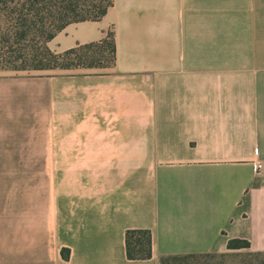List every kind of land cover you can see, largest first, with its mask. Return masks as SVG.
Listing matches in <instances>:
<instances>
[{
	"label": "crops",
	"instance_id": "1",
	"mask_svg": "<svg viewBox=\"0 0 264 264\" xmlns=\"http://www.w3.org/2000/svg\"><path fill=\"white\" fill-rule=\"evenodd\" d=\"M108 30L109 68L0 75V264L264 252V0H111L47 47Z\"/></svg>",
	"mask_w": 264,
	"mask_h": 264
},
{
	"label": "trees",
	"instance_id": "2",
	"mask_svg": "<svg viewBox=\"0 0 264 264\" xmlns=\"http://www.w3.org/2000/svg\"><path fill=\"white\" fill-rule=\"evenodd\" d=\"M111 0H0V71H66L109 68L114 63L113 32L98 41L54 53L47 43L71 23L99 21ZM151 238L147 230L124 232V253L128 260L150 257ZM226 253L250 251L245 240L230 239ZM252 252V251H250ZM259 256L264 252H252ZM62 259L67 250L60 251ZM250 254V253H249ZM216 254H188L160 257L158 264H197Z\"/></svg>",
	"mask_w": 264,
	"mask_h": 264
},
{
	"label": "rangeland",
	"instance_id": "3",
	"mask_svg": "<svg viewBox=\"0 0 264 264\" xmlns=\"http://www.w3.org/2000/svg\"><path fill=\"white\" fill-rule=\"evenodd\" d=\"M31 72V71H18ZM15 71H0V75L18 73ZM52 73L57 71H51ZM52 176H62V169H52ZM250 253V254H249ZM216 255L201 258L197 264H264V254L254 255L250 251L239 250L236 253H214Z\"/></svg>",
	"mask_w": 264,
	"mask_h": 264
},
{
	"label": "built area",
	"instance_id": "4",
	"mask_svg": "<svg viewBox=\"0 0 264 264\" xmlns=\"http://www.w3.org/2000/svg\"><path fill=\"white\" fill-rule=\"evenodd\" d=\"M259 169H260V165L256 164V170H259Z\"/></svg>",
	"mask_w": 264,
	"mask_h": 264
}]
</instances>
